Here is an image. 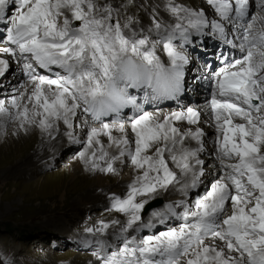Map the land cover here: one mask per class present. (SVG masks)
I'll return each instance as SVG.
<instances>
[{"label": "snow or ice", "instance_id": "snow-or-ice-1", "mask_svg": "<svg viewBox=\"0 0 264 264\" xmlns=\"http://www.w3.org/2000/svg\"><path fill=\"white\" fill-rule=\"evenodd\" d=\"M205 4L211 14L182 0H0V77L15 63L25 78L0 100L12 134L63 130L86 171L117 174L127 162L136 172L123 196H109L106 211L125 219L85 227L89 264H264V0ZM208 33L238 50L209 73L211 160L204 111L158 107L179 102L189 49ZM201 185L194 201L143 219L160 191L187 197Z\"/></svg>", "mask_w": 264, "mask_h": 264}, {"label": "rangeland", "instance_id": "rangeland-1", "mask_svg": "<svg viewBox=\"0 0 264 264\" xmlns=\"http://www.w3.org/2000/svg\"><path fill=\"white\" fill-rule=\"evenodd\" d=\"M136 2L137 5L141 3L156 5L160 0H136ZM182 2L197 9L203 7L211 14L205 0H182ZM138 11L141 16L146 17L144 8H138ZM208 35L212 34L208 33L200 37L203 41L199 38V42L197 39L195 46L189 50L194 61L193 66L203 65L195 58L194 51L195 48L205 50L209 47L208 42L211 38ZM213 39L212 46H222L218 38L213 36ZM198 43L205 45L199 46ZM227 46H224V53L226 50L235 52L229 45ZM214 53L210 51L207 54L218 65V57H215ZM14 66L15 63L12 64V72L7 77L0 79L1 100L11 93L8 84V89L4 87L6 79L11 78L12 82L17 84ZM184 94L186 97L175 103L177 111L189 104L186 99L194 101L192 104L198 106L205 96L200 87L193 93L185 90ZM155 107H147V110L154 111ZM160 109L171 111L164 110L168 109L164 107ZM14 128L15 124L11 120L0 116V264H89L95 258L91 255L92 250L82 245V241L89 238L84 229L86 226L96 225L100 220L125 219L122 214L106 209L109 208L111 194L123 196L127 191L126 187L129 183L117 188L116 186L123 184L121 182L115 184L117 179H123L127 171H133L136 175L135 170L130 163H125L122 166L124 169L119 170L117 174L86 171L76 158L81 146L70 143L69 140L64 141L58 148L59 156L54 154L48 162H41L39 159L42 153H49L59 144L63 130L56 139L52 140L39 130H32L27 135L21 133L19 136H14L12 134ZM202 128L206 133L205 140L208 141V145L215 149L213 143L215 131H206L205 127ZM77 133L79 134V130ZM44 147H47L49 152L45 151ZM203 155L206 159H212L206 153ZM210 179L211 177H207L205 185ZM205 185L191 190L187 197H183L181 193L177 194L172 197V201L186 199L192 202L198 192L203 193ZM165 198L166 192L160 191L149 204L161 201L162 204L157 206L156 210L162 209L166 204ZM153 210L155 208L151 209L149 214L143 215L145 221ZM165 227L166 225H158L159 230H164ZM117 230L118 226L109 228L107 239L111 241V234ZM151 231L155 232L157 229ZM143 234H151V232L145 230L141 233ZM75 239L80 240L79 244L73 243L72 240Z\"/></svg>", "mask_w": 264, "mask_h": 264}, {"label": "bare ground", "instance_id": "bare-ground-1", "mask_svg": "<svg viewBox=\"0 0 264 264\" xmlns=\"http://www.w3.org/2000/svg\"><path fill=\"white\" fill-rule=\"evenodd\" d=\"M233 37L232 36H229V39H232ZM197 49V48H196ZM190 50V49H189ZM203 53H200V55H198V56H196L197 54H198V52L197 51H194V53H196V55H195V58H197L199 61H201V63H203V65H196V66H193V64H190L189 66H188V69H190V70H186V75H187V79H188V82H189V86L188 87H186V90L187 91H189L190 93H193L194 91H196V89L198 88V87H200L201 89H203V92L205 93V96H204V100H202V102L198 105V106H195V104H192V103H194V101H192V100H188V99H186L185 101L186 102H189V104L188 105H186V106H191V107H195V108H200V109H202L203 111H204V113H205V115H203L202 117H201V124H200V127H205L206 128V131H211V130H214L215 131V128L212 126L213 124H214V121H211V119H210V116L208 115V109L205 107V102H206V100L207 99H210V93H211V90H212V83H213V79H212V77L210 76V70H215V69H218L220 66H222V64H220V62H219V58H218V60H217V62H218V65H217V63L215 62V60H213L211 57H210V55L209 54H207V53H210V51H211V48L210 47H206V49L205 50H203V49H200ZM224 51V50H223ZM226 51H228V52H226ZM225 52H226V55L228 56L227 58H230L234 53L235 54H237L238 55V50H235V52H230L229 50H226ZM207 52V53H206ZM206 53V54H205ZM199 57V58H198ZM202 58H205V60H207V61H205L204 59H202ZM212 59V60H211ZM223 61H224V58H221ZM195 60V59H194ZM204 60V61H203ZM196 61V60H195ZM205 64H206V66H207V68H206V66H205ZM209 64H210V68H209ZM14 69H15V74L17 75V78H16V82L18 83V82H21V81H23L24 79H23V76H21L20 75V70H19V68L16 66V64H15V66H14ZM194 76H198V77H200V79H198V81L197 80H193V77ZM2 77H0V79H1ZM7 80V82L4 84V87L5 88H7V84H8V86H9V89H10V92L12 93V91H13V89H12V86L11 85H13V84H15V82H12V79L11 78H7L6 79ZM9 82H11V83H9ZM11 86V87H10ZM4 88V89H5ZM8 89V88H7ZM3 91V90H2ZM10 93V94H11ZM7 94V93H6ZM2 98H0V100H1ZM184 101V102H185ZM204 101V102H203ZM184 102H183V104H184ZM177 104H173L170 108H168V109H164V110H171V111H177L178 109H176L175 108V106H176ZM145 106H147V105H145ZM165 113H167L168 111H164ZM131 114V113H130ZM184 127H187L186 125L184 126ZM193 128H195L196 126L195 125H193L192 126ZM77 130H79V129H77ZM23 134V133H22ZM67 140H68V138L64 135V134H62V138H61V140H60V142H59V144L55 147V149H53V150H51L50 152H49V150L47 149V147L45 148V151H48L49 153H42V156H41V158L39 159L41 162H48L50 159H52V156L54 155V154H57L56 156H59L58 154H59V152H57V150H58V148L60 147V145L65 141V142H67ZM105 140H106V138H105ZM107 142V141H106ZM105 142V143H106ZM188 143H191L192 145H194L195 144V142L194 141H190V142H188ZM206 149H207V151L205 152L206 154H207V156L208 157H212V155H210V153H213L214 152V149L212 148V147H210L209 145H208V141L206 140ZM213 158V157H212ZM53 159H55V158H53ZM53 162V161H52ZM127 163V162H126ZM123 165H121V164H117L116 165V167H117V169H118V171L120 170V171H122V169H124V167H122ZM125 166V165H124ZM116 176H118V175H116ZM134 176H135V173L132 171V172H129V171H127L126 172V174H125V177L123 178V179H117V181L115 182V184H119V182H121V183H123V184H121V185H119V186H116L117 188H121L122 186H124L125 184H127V183H130L131 181H132V179L134 178ZM98 179V178H97ZM100 180V179H99ZM98 180V181H99ZM99 184V183H98ZM103 186V185H102ZM127 186V185H126ZM105 187V186H104ZM104 187H100V188H104ZM127 188V187H126ZM126 190V189H125ZM115 193H117V192H115ZM200 193V192H199ZM177 194H180V192H178L176 189H170L169 191H167L166 192V198H165V200H166V204H168V203H172L173 201H172V197H174L175 195H177ZM163 196V195H162ZM99 199H100V197H99ZM106 203V202H105ZM165 205V204H164ZM109 206V205H108ZM103 208V207H102ZM156 208V207H155ZM149 210H151V209H153V208H148ZM52 218H53V216H52ZM58 218V217H57ZM148 219V218H147ZM147 219H146V221H147ZM116 229V228H115ZM73 241V243L74 244H77L76 242H78V241H80V240H77V239H75V240H72ZM70 242V241H69ZM78 244H79V242H78ZM83 245V244H82ZM72 246V245H71ZM75 248V247H74Z\"/></svg>", "mask_w": 264, "mask_h": 264}, {"label": "water", "instance_id": "water-1", "mask_svg": "<svg viewBox=\"0 0 264 264\" xmlns=\"http://www.w3.org/2000/svg\"><path fill=\"white\" fill-rule=\"evenodd\" d=\"M154 206H155V203L153 202V203L149 204L148 207L152 208V207H154Z\"/></svg>", "mask_w": 264, "mask_h": 264}]
</instances>
